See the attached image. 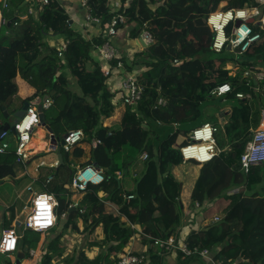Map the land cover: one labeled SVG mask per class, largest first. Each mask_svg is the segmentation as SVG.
Wrapping results in <instances>:
<instances>
[{
	"label": "trees",
	"instance_id": "16d2710c",
	"mask_svg": "<svg viewBox=\"0 0 264 264\" xmlns=\"http://www.w3.org/2000/svg\"><path fill=\"white\" fill-rule=\"evenodd\" d=\"M107 2L89 0L92 15L104 23L114 16ZM31 3L32 0H11L8 9L0 5L4 21L0 26V118L5 121L0 130L8 124L5 113L14 114L18 109L15 97L19 75L35 89L34 96L26 99L21 108L38 97L52 99V107L44 111L46 125L57 139L82 130L85 138L81 144L91 148V159L81 167L95 165L103 170L106 179L99 186H90L74 210L70 208L73 193L65 187L67 183L56 178L48 185L46 179L39 182L58 200L59 216L50 240L42 242L41 233L23 230L25 245L39 251V263L55 264L62 259L63 264H114L137 233L131 227L136 225L141 227L142 243L149 248L146 264H170L166 260L169 253L162 254L150 246L157 239L166 241L184 235V186L180 187L182 180L174 172L183 164L178 139H183L181 145L187 143L194 129L209 123L218 128L216 140L221 153L201 166L190 200L192 208L195 204L202 206L195 208L202 215L201 224L206 220L208 223L184 235L186 243L191 249H208L214 260L223 264H264V163L252 166L249 173L241 163L264 113V79L245 75L249 68L264 74V33L262 40L245 54L228 51L227 47L216 53L212 49L214 34L206 23L210 13L220 6L224 10L243 9L256 6L254 0L133 2L127 16L139 27L131 37L136 39L147 30L156 44L145 47L131 64L123 58L130 71L147 69L140 79L144 97L139 104L140 115L126 107L122 124L115 127L101 124L102 119L113 116V101L117 98L108 86L111 76H104L103 61L96 52V47L106 41L100 35L88 40L76 31L58 0H49L37 16L28 15ZM10 20L13 22L8 27L6 21ZM227 33L230 35L231 28ZM51 38L67 43L62 58L58 49L49 45ZM228 65L237 68L234 77ZM69 78L75 80V89ZM225 84L231 85V93L212 95ZM238 94L244 98H238ZM159 98L166 100V106L157 107ZM96 141L101 144L95 146ZM80 145L70 153L62 149L60 168L71 169L75 158L84 157ZM31 146L39 151L45 145L33 142ZM144 154L148 155L146 161L142 159ZM118 173L123 179L119 180ZM74 174L73 171L69 176V185ZM129 176L136 187L125 192L122 181ZM16 178L15 151L0 155V184ZM126 195L134 199L128 202ZM108 205L119 212L117 217L107 211ZM214 209L219 215L213 213ZM63 214L65 219L61 218ZM216 216L219 222H214ZM18 217L15 212L8 219L4 216L1 231L10 229ZM124 217L127 222L122 221ZM98 228L104 237L93 239ZM70 232L89 235L86 245L73 254L66 253L64 240ZM92 249L100 252L89 260ZM12 256L0 254V264L16 262ZM175 264L207 263L200 256L186 258L180 253Z\"/></svg>",
	"mask_w": 264,
	"mask_h": 264
},
{
	"label": "built area",
	"instance_id": "2783aa9c",
	"mask_svg": "<svg viewBox=\"0 0 264 264\" xmlns=\"http://www.w3.org/2000/svg\"><path fill=\"white\" fill-rule=\"evenodd\" d=\"M11 0H1V6L8 9ZM138 0H108V8L112 18L108 22H103L101 18L92 15V8L89 0H81V6L86 12V23L97 25L101 28L100 36L106 41L103 45L96 47L98 56L103 61L102 72L104 76L110 77L114 70H120V99L125 107L133 108L139 105L144 97V87L140 84V79L144 70L126 69L119 49L114 43V38L119 35L120 26L123 25L127 19L130 6L133 2ZM149 2V0H143ZM256 6L247 7L243 9L224 10L222 7L216 12L210 13L206 23L214 34L212 42V49L216 53L222 52L226 47L230 46L232 51H240V53H247L251 47L257 42L261 41L264 33V0H254ZM49 4V0H32L29 7L28 15L37 16L43 10L45 5ZM263 7V8H261ZM253 21L249 23V21ZM4 21L0 14V26ZM231 28V33L228 35L227 29ZM222 36V39L220 37ZM140 39L143 41L145 47H151L156 44L152 34L143 30L140 34ZM59 51V57L62 58L67 49L66 42H60L55 46ZM134 59V58H132ZM114 63L116 64L114 66ZM179 63L176 61V65ZM112 65L114 68H112ZM126 67V68H125ZM230 71V76L234 77L237 68L232 65L227 66ZM247 77L255 76L257 80L264 79L263 73H256L253 68L247 69L245 72ZM232 92V87L229 84L218 87L212 95L223 97ZM160 93L162 90L160 89ZM238 98H244L243 94H238ZM249 98L250 96H246ZM167 102L164 98H159L157 107L166 106ZM38 105H42L43 111L48 110L53 105V100L48 98L45 102L43 99L34 100L25 116L14 126V130H8L0 135V155L7 154L11 149L10 137L16 139L15 156L16 162L19 165L26 166L33 157L32 140L36 130L41 127V120L38 113ZM262 124V123H261ZM218 128L213 124L206 123L203 126L194 129L188 136L187 143L180 146V152L183 158V164L190 162L197 163L199 166L208 164L219 156L221 150L218 148L216 134ZM84 132L82 130H73L66 134L64 139V146L62 149L70 153L75 147L79 146L84 140ZM100 141L95 142L100 145ZM207 157V158H205ZM142 159L146 161L148 155L144 154ZM242 167L246 173H249L252 166H258L264 163V126L260 125L258 129L253 131V139L248 143L245 154L242 156ZM44 166L41 163L37 166V171ZM59 163L51 165V168H57ZM118 173V177H121ZM54 180L53 176L46 179V184H50ZM105 175L103 170L95 165H86L79 167L68 189L76 193L84 194L90 186H99L105 182ZM27 191L34 196L31 199V207L25 206L24 210H29L26 216L23 230H30L41 234H47L55 229L59 222L57 214L58 200L55 195L50 192L36 193L33 190V185L27 187ZM126 201L134 199L133 195L125 196ZM78 205H71L77 207ZM209 207V206H208ZM207 207V208H208ZM195 208L201 209L200 204H195ZM62 219L66 218V214L61 215ZM219 216L214 218V222H219ZM133 229L138 230L136 225H131ZM139 236L141 238V230ZM20 236L17 232L16 224L10 229L2 230L0 233V254L5 256H12L18 249ZM160 249L163 254L169 253L175 257L182 254L184 257L200 256L207 264H223L214 260L211 252L208 249H199L197 247L191 249L186 243V237L181 235L179 239L176 237H169L166 241L157 239L153 245ZM29 260L39 258V251L30 249ZM149 263L148 251L134 254L132 251H126L118 256V260L114 264H146ZM15 264V262L6 263Z\"/></svg>",
	"mask_w": 264,
	"mask_h": 264
},
{
	"label": "crops",
	"instance_id": "0c3cea01",
	"mask_svg": "<svg viewBox=\"0 0 264 264\" xmlns=\"http://www.w3.org/2000/svg\"><path fill=\"white\" fill-rule=\"evenodd\" d=\"M58 1L64 7L66 12L68 13V15H69V17L71 19V23L70 24L73 25V28L76 31L80 32L88 40H92L93 38H95V37L100 35V33H101L100 28L95 27L92 24L86 23V20H85L86 12L81 6V0H58ZM0 5H1V0H0ZM222 5L226 6L227 2H224ZM247 7H249V6H246L244 8H247ZM138 27H139V25L135 21H133L132 19H129L127 17L125 23L120 26L119 35L114 38V43L117 46V48L119 49V51H120V54H121V57H122V62H123V58H124L125 60H127L129 62V64H131V62H134V59H132V58H136V56L138 54L143 53V51L145 49V45L141 42L140 36H138L136 39L131 37L132 33L136 29H138ZM61 41H62V39H59V40L55 39V38L48 39L49 45L52 46V47L56 46ZM134 70H140V69H134ZM141 70L146 71L147 69L142 68ZM119 75H121V71L120 70H114L113 73H112L111 79L108 82L109 89L113 93H117V98L113 102V104L115 105V112H114L113 116L111 118H109V119H102L101 124L104 127L120 126L122 124V121H123L124 116H125L126 108H124V107L122 108V107L119 106V103H121V99H120V83H119V80H118L119 79V77H118ZM21 80L23 82H26L18 75L17 78H16V82H17V86H18V94L15 97V105H16V107H18L17 111L21 108V105L26 100V99H23V100L19 99L20 98L19 86L21 84L20 83ZM69 83H70L71 87H72V84L75 85L74 79L69 78ZM29 88L31 90V93L29 94L27 99L30 98L31 96L33 97L34 94H35V89L32 88L30 85H29ZM18 100H20L21 103H19ZM139 106L140 105H135L133 108H131L132 112H134L136 115H140V112H139V108L140 107ZM14 114H9V115L13 116ZM1 124H5V121L0 118V125ZM261 125H264V113H263V118H262V124ZM40 131H42L41 133L43 134V137H41L42 134L40 133ZM35 134L37 136H36V138L33 137L32 143L35 142L37 145L44 144L45 146L43 147V149H40L39 151L36 148L33 147V157H32V159L35 158V157H37V159L30 166H25L24 167L22 165L17 164V172L20 173V174H17V178L15 180H22V179H26L27 178L29 180L28 186L29 185H33V190L36 193H40V192H44V190L42 189L43 187L39 188L38 189L39 191H36L35 190L36 188L34 187L35 183H39L43 179L45 180L49 176H53V175H50V170H55L56 167L55 168H51V165L55 164L57 162L59 163V158H58L57 153L55 152L56 153L55 160L48 161V162H50L49 166H48L49 170L45 169L46 162H47L45 159L50 158V155H51L50 153L53 152V151H50V146H49V144H50V135L48 134L46 129L43 128V127H40L39 129H37ZM80 147L82 149H84L85 153L88 152V151L90 152L91 148L87 147L85 144H81ZM10 151L14 152L15 150L12 149V147H11ZM44 155H46L45 158L40 159V157H43ZM89 156L90 157L86 158L84 161L78 162V165L76 166L77 170H78L79 167H81L85 163H87V162L89 163L90 162L91 153H89ZM83 158H81V159H83ZM75 160L78 161L79 158H75ZM41 163H44V166L41 167L37 171V166L39 164H41ZM60 166L61 165L59 163V166L57 168H60ZM18 168L20 169L19 171H18ZM74 173H76V172L74 171ZM72 174L73 173L71 172V175ZM118 178H119V180L123 179V176L121 175V177H118ZM178 178L182 180V178H180V177H178ZM7 181L12 182L10 179H8ZM68 186H69V184H67L65 187L67 188ZM80 200L81 199H79L78 201H76V200L73 201V199H72V202H73L74 205H76V204L78 205L80 203ZM108 207H111V209H109ZM108 207H107V211L111 210V211H108V212L114 213V215H116V213H117V216L119 215V212L115 208H113L110 205H108ZM4 213H6L7 215L10 214V216H11V214L13 213L12 212V207L11 208L10 207H6L5 210H4ZM122 221L127 222L125 217L122 218ZM198 221H199V219H198ZM207 223H208V221L206 220L202 224H201V221H199L198 223L196 222V223H193L192 225H184V227L181 229V232L184 235L188 236L193 229H195V228L200 229L201 227L206 226ZM136 227L138 228V230H141V227H139V226H136ZM138 230H137V233L132 238L131 242L129 243L128 248L126 249V251H132V249H134V247H136V244L138 242H140V247L142 249L141 252H144L146 250L148 251V249H149L148 246H145L142 243V241L140 240L141 238L139 236V231ZM101 231H102V229H101ZM102 233H103V231H102ZM154 248L156 250L160 251V253H162V251L160 249H158L156 247H154ZM171 258H172L173 261L170 264H175V262L177 260V257L175 258V257L172 256Z\"/></svg>",
	"mask_w": 264,
	"mask_h": 264
},
{
	"label": "rangeland",
	"instance_id": "374dc122",
	"mask_svg": "<svg viewBox=\"0 0 264 264\" xmlns=\"http://www.w3.org/2000/svg\"><path fill=\"white\" fill-rule=\"evenodd\" d=\"M222 6H220L221 8ZM219 8V9H220ZM75 81V80H74ZM20 100L23 99H27V97L29 96V94L31 93V90L29 88V85L26 82H23L22 80L20 81ZM75 85L72 84V88L75 89L74 87ZM32 97V96H31ZM41 97H38L37 100H41ZM18 100L19 103H21V101ZM114 102V101H113ZM120 107H124L126 108L123 103H119ZM210 112V111H209ZM36 134L34 135V138H36ZM10 143H11V147L12 149H16V139L13 137H10L9 139ZM183 141L182 138L178 139V145L181 146V142ZM89 151L85 153L84 158L83 159H79L78 161H76L75 159L73 160V163L71 164V169H68V167L63 166L62 168H60V170H58L57 168L55 170H50V175H53L54 178H56L57 181H62L69 184V176L71 175V172L73 173V171L76 172L77 170V165L78 162L84 161L86 158H89ZM50 158L45 159L46 162V167L45 169L49 170L48 166L49 163L48 161H53L55 160V152H51L50 153ZM46 155H44L43 157H40V159L45 158ZM201 169V166H196L194 163L190 162L188 164H182L181 166L175 168L174 172L175 175L182 178V183L185 182L184 184V190H183V194H182V201H183V205H184V214H183V223L184 225H192L194 222H199L201 221V217L202 215L200 214L199 211H197L195 208H192L190 206V200H191V191L193 189L194 183L199 175V171ZM20 169L18 168V171ZM17 174H20L17 172ZM29 184V180L28 179H22V180H15L12 182H3L0 184V230L3 227V218L4 216L7 217V219L10 217V214L7 215L6 213H4V210L6 207H12V212H15L19 217L25 212L24 208L25 206L28 205V203L31 201L32 197L34 196L33 194H31L30 192L27 191V187ZM66 184V185H67ZM42 184L41 183H35L34 187L36 188V191H39V188H42ZM136 187V183L134 182V180L129 176L128 178H126L125 180L122 181V189L125 192H129L134 190ZM68 188V187H67ZM70 190V189H68ZM73 193L72 199L73 201H78L79 199L82 198L83 194H79L74 192L73 190H70ZM23 208V211H22ZM109 209H111V207H108ZM111 211V210H108ZM6 212V211H5ZM4 213V214H3ZM22 213V214H21ZM215 215H219L216 214L215 209L213 212ZM18 217V218H19ZM116 217H117V213H116ZM199 219V221H198ZM17 221V220H16ZM16 221L13 223V225L16 223ZM62 226V225H61ZM80 227L81 230L83 231L84 229V225L83 223H80ZM54 237V233L49 232L47 234H42V242L47 241L48 239H52ZM104 237V233H102L101 229L98 228L95 233L93 234V239H101ZM66 246H67V254H73V251L75 249H81L82 247H84L86 245V242H88L89 240V235L86 232L83 233H76V232H70L67 234L66 238L64 239ZM141 240V239H140ZM150 248H153V246L151 245ZM141 247H140V242H138L136 244V247H134V249H132V252L134 253H141ZM100 250L99 249H92L90 250V252L88 253L89 256V260L93 259L94 257H96L99 254ZM163 254V253H162ZM175 257L174 255H170L168 254L166 257V260L169 263H172V258L171 257ZM12 257H14L15 261H16V254L13 255ZM176 258V257H175ZM63 260L61 259L60 261L56 262L55 264H63L62 262ZM24 264H40L39 263V259H33V260H25L23 262Z\"/></svg>",
	"mask_w": 264,
	"mask_h": 264
},
{
	"label": "water",
	"instance_id": "95a60500",
	"mask_svg": "<svg viewBox=\"0 0 264 264\" xmlns=\"http://www.w3.org/2000/svg\"><path fill=\"white\" fill-rule=\"evenodd\" d=\"M221 9V8H220ZM16 20V19H14ZM13 21H6L8 27L11 26ZM253 21H249V23H252ZM141 40V39H140ZM141 42L143 43V41L141 40ZM144 44V43H143ZM228 51H231V47L228 46L227 47ZM48 96H45L43 98V102H45L46 100H48ZM30 106L29 102L24 103L23 107L18 110L13 116H10L8 113H5V116L8 119V124L2 129L0 130V135H2L3 132H6L8 130H14V126L19 123V121L25 116L28 108ZM38 113H39V117L41 120V127L45 128L46 131L48 132V134L50 135V151L56 152L59 158V163L60 165L63 163V156H62V147L64 146V139H57L55 138L52 130L50 129L49 126L46 125L45 123V117H44V111H43V107L42 105H38ZM180 187H183V184H180ZM28 208L31 207V202L28 203ZM76 207H72V210H74ZM29 213V210L25 211L16 221V227H17V232L18 235L20 236L19 239V244H18V249L16 251V264H23V262L26 260L27 254L29 253V246L25 245L24 239L22 237L23 235V225L26 219L27 214Z\"/></svg>",
	"mask_w": 264,
	"mask_h": 264
},
{
	"label": "bare ground",
	"instance_id": "6f19581e",
	"mask_svg": "<svg viewBox=\"0 0 264 264\" xmlns=\"http://www.w3.org/2000/svg\"><path fill=\"white\" fill-rule=\"evenodd\" d=\"M220 39H222V36L220 37ZM264 126V125H263Z\"/></svg>",
	"mask_w": 264,
	"mask_h": 264
},
{
	"label": "clouds",
	"instance_id": "9594fccd",
	"mask_svg": "<svg viewBox=\"0 0 264 264\" xmlns=\"http://www.w3.org/2000/svg\"><path fill=\"white\" fill-rule=\"evenodd\" d=\"M205 158H207V157H205ZM15 255V254H14ZM15 264H16V262H15Z\"/></svg>",
	"mask_w": 264,
	"mask_h": 264
}]
</instances>
